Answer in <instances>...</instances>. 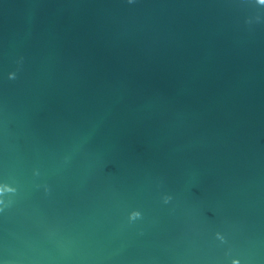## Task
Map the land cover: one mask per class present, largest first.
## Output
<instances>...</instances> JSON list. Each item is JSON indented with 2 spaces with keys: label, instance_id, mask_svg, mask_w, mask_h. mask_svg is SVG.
<instances>
[{
  "label": "water",
  "instance_id": "water-1",
  "mask_svg": "<svg viewBox=\"0 0 264 264\" xmlns=\"http://www.w3.org/2000/svg\"><path fill=\"white\" fill-rule=\"evenodd\" d=\"M264 264L261 0H0V264Z\"/></svg>",
  "mask_w": 264,
  "mask_h": 264
},
{
  "label": "clouds",
  "instance_id": "clouds-1",
  "mask_svg": "<svg viewBox=\"0 0 264 264\" xmlns=\"http://www.w3.org/2000/svg\"><path fill=\"white\" fill-rule=\"evenodd\" d=\"M233 264H238V261H235V260H234V261H233Z\"/></svg>",
  "mask_w": 264,
  "mask_h": 264
},
{
  "label": "snow or ice",
  "instance_id": "snow-or-ice-1",
  "mask_svg": "<svg viewBox=\"0 0 264 264\" xmlns=\"http://www.w3.org/2000/svg\"><path fill=\"white\" fill-rule=\"evenodd\" d=\"M262 3H264V0H261Z\"/></svg>",
  "mask_w": 264,
  "mask_h": 264
}]
</instances>
